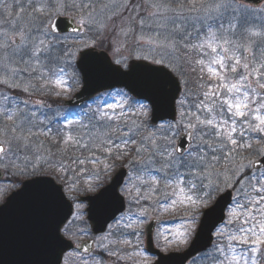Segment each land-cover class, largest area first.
<instances>
[{
    "label": "snow or ice",
    "instance_id": "obj_1",
    "mask_svg": "<svg viewBox=\"0 0 264 264\" xmlns=\"http://www.w3.org/2000/svg\"><path fill=\"white\" fill-rule=\"evenodd\" d=\"M253 2L258 3L259 0ZM95 3L96 0H27L26 3L25 0H12L9 4L7 0H0V17L7 14V18L0 19V71L5 73L0 78V84L10 86L19 93L33 90L42 92L48 83L67 91L63 80L64 69H56L54 66L61 62L69 66L72 64L74 53L66 43L67 36L60 35V31H66L69 25L53 17L62 16L71 9L79 13L76 20L78 27H72L71 31L92 33V47L98 41L107 42L109 35L115 33L124 38L123 42H118L119 46L115 51L119 52L127 44L138 49L137 59L151 60V65H144V69L147 73L158 74L154 86L161 92L167 86L168 90L175 88L181 93L177 100L179 112L172 119L157 125L156 120L162 118L155 115V105L152 116L149 117L148 106L140 103L139 94L130 95L131 89H118L110 97L112 102L102 100V107L98 106L95 111L89 108L81 114L87 118V124L80 119L64 117L65 123L60 126L58 120L42 110L45 106L41 102H37L38 107H30L27 101H20L15 95L0 93V115L12 122L10 127H0V167L7 170L8 165L3 163L7 159L13 167H17L18 174L26 175L29 168L35 171L43 163L49 162L53 153L50 148L45 149V141L40 140V136L51 137L56 143H63L61 151L65 153L69 148L86 149L89 145L82 144L81 140H95L99 136L101 142L108 145L105 151L111 153L115 149L123 154V149L136 143L134 135L144 130L147 134L140 137L139 147L136 148L138 155L141 152L144 155L133 162L136 165L134 178L145 188H148L150 181V193L161 190V181L166 188L173 189L171 193L165 191L160 198L163 201L160 206L165 210L177 203L174 198L177 196L183 197L182 202L198 208L207 203L213 191L219 190L221 182L225 188H233L245 182L248 187L253 188L260 198L234 202L229 209L228 219L221 222L216 236L223 240L225 229L231 227L232 231L227 233L228 251L235 252L233 242H238L244 246L240 249V259L250 256L251 264H258L259 260H264V226L260 227L257 234L254 226H245L247 217L239 224L236 221L241 212L248 209L249 204L264 202V196H260L264 193V183H261L264 180V170H255L257 164L264 163V148L260 150L258 160L238 162L240 150L251 147L233 135L238 131L237 118L246 119L248 116L249 93L245 91L241 99V88L237 84L229 85L226 82L228 68L223 55L218 59L210 58L207 73L203 59L209 55L207 49H211L213 54L217 53V44L224 52L229 51L223 47L229 41L221 40L226 29L223 24L216 25V16L222 9L227 11L233 5L225 0H201L197 6L193 0L191 6L185 8L183 3L173 7L172 0H120L112 5V9L116 10L109 9L107 5L99 10L111 11L101 21L98 19L99 12ZM17 8L20 9L19 12L16 11ZM147 9L151 11L143 15ZM246 19L245 17L244 20ZM229 27L236 28L232 19ZM218 33L221 35L218 36ZM251 35L261 36V33L252 31ZM261 43L264 44V40ZM145 48L146 52L143 51ZM192 53L199 54L201 58L194 61ZM88 55L89 53H81V59ZM228 59L230 62L232 58ZM121 62L117 60L116 64ZM13 64H22L24 67L13 68ZM237 65H240L239 57L232 63L231 74H239ZM242 67L248 69L249 65L245 63ZM189 73H198L195 92L188 87ZM205 74L216 77L218 82L205 81ZM239 78L247 79L243 75ZM33 80H42L43 83L36 85ZM181 83L184 85L183 89L179 87ZM259 88L264 90V83L259 84ZM226 93L235 94L234 99L228 98ZM61 94L56 93L57 96ZM143 99L149 97L145 96ZM136 105L139 107H135ZM56 115L60 114L57 112ZM131 117H137L139 123ZM254 120L258 122L254 126L247 123L246 129H239L241 140L246 130L264 133V115L258 114L257 110ZM113 122L116 127L112 126ZM79 128L87 131L74 134ZM149 128L152 131H148ZM117 130L123 131V135H111ZM57 137H62V141L56 140ZM72 163L83 165L85 160L72 158ZM221 164L224 166L217 168ZM60 167L65 172L68 169V165L63 162H60ZM81 171L86 170L82 168ZM132 178L129 175L128 179ZM36 183L47 186L46 195L51 200L55 201L59 197V189L49 181ZM136 191L139 194L141 189L137 188ZM140 198L149 199L150 196ZM237 209L241 212H237ZM248 211L250 215L251 210ZM127 227L131 228V225ZM179 235L183 237L186 232H179ZM123 243L129 242L125 240ZM223 253V247L214 245L213 254L209 257L212 264H224ZM109 254L116 256L117 260L130 258L119 256L116 252ZM231 259L237 261V256L233 255ZM96 264L100 262L97 261ZM244 264H248V261L245 260Z\"/></svg>",
    "mask_w": 264,
    "mask_h": 264
},
{
    "label": "water",
    "instance_id": "obj_2",
    "mask_svg": "<svg viewBox=\"0 0 264 264\" xmlns=\"http://www.w3.org/2000/svg\"><path fill=\"white\" fill-rule=\"evenodd\" d=\"M242 1L255 5L261 0L258 3L253 0ZM81 53L89 55L82 60ZM81 53L76 65L82 75L83 85L66 104L79 105L105 89L123 87L127 91L131 89V95L139 94L138 99L149 97L143 100L150 104L151 116L155 105V115L162 118L157 119L156 123L170 120L176 115L175 100L179 91L175 88L168 90L165 86L166 90L161 92L155 87L158 74L147 73L144 69V65L151 64L130 61L128 69L122 70L112 64L103 52ZM125 174V169H119L108 186L86 198L89 202L88 218L95 232L104 230L106 224L123 210L124 200L118 189ZM36 181H49L55 185L59 189V197L55 201L51 200L46 195L47 186ZM229 202L230 192H226L203 212L194 237L183 252L162 254L154 249L150 237L154 221H151L146 227L147 251L158 255L154 264H185L194 255L205 251L211 245L213 230L224 219V211ZM71 211V204L65 198L61 185L53 178L42 176L24 182L0 206V264H60L62 255L71 248L70 243L60 234Z\"/></svg>",
    "mask_w": 264,
    "mask_h": 264
},
{
    "label": "rangeland",
    "instance_id": "obj_3",
    "mask_svg": "<svg viewBox=\"0 0 264 264\" xmlns=\"http://www.w3.org/2000/svg\"><path fill=\"white\" fill-rule=\"evenodd\" d=\"M26 2H27V0H25V3ZM119 2H120V0H96L95 8L98 10V12L105 5H107L109 7V9H112V5L114 3H119ZM200 2H201V0H199V3ZM225 2L231 3L233 5V7L228 9L227 11L222 9L218 15L226 16L227 18H225V19H232V22L235 23V25H236V28L233 30L235 31V35L237 37H241V35L244 34V30L247 27H249V28L252 27L253 29H257V30L261 28V25H259V23L261 21V17L264 16V11H262V9H264V4L260 8H253V7L248 6V5H247L248 6L247 8H243V7H237V6L245 5V4L236 2L235 0H225ZM7 3L11 4L12 0H7ZM172 6L175 7L173 3H172ZM18 9L19 8L16 9L17 12H19ZM112 10H116V9H112ZM148 11H151V9H147L143 13L147 14ZM110 14H111V11L99 12L98 19L103 21L104 17H107ZM75 15H76L75 20H77L79 17V13L75 12ZM245 17L247 18L246 20L250 21L249 24L244 23ZM2 18H7V14L5 13V15L3 17H0V19H2ZM223 20L224 19L217 20L216 25L219 26L220 24H222ZM242 21H244V22H242ZM125 26H127V25H125ZM109 27H111V24H109ZM228 27H229V23H228ZM228 27L226 28V30H228ZM229 29H230V27H229ZM61 36H66V35H61ZM93 38L94 37H93L92 33L85 34L83 31H81L78 35H76L75 38H74V36H71V35L67 36V42L66 43L68 46H70L72 52L74 53V58L72 60V64H71V66H69V65L61 62V63L54 66L56 69H60V68L64 69L65 75L63 76V80H64V84H65L67 91H65V88L57 87L53 83H48L46 85L44 91L41 92V91H34L33 90V91H30L29 93H31V92L33 94L51 93L53 97L61 98L62 101L69 99L75 91L77 92L79 90V88L81 87V83H82L80 74L78 75V72H76L74 70V61L76 60L77 54L81 49L89 47L92 45ZM110 42H112V43H110ZM118 42H123L122 36H117L115 33H113L109 36L107 42L99 43V41H98L96 43V45H98L100 47H104V48H107V45H106L107 43H109L110 46L112 45L111 50H110V52H111L110 55L112 56V58L115 62L117 60H121L122 62L120 64L125 67L126 63H127V60H125L126 54H122V51L125 49V46L123 48H121L119 52L115 51V49L119 46ZM253 47H254V42L247 45L248 49H252ZM244 48H245V46L242 47L241 50H243ZM145 50H147V49L145 48ZM207 51H208V49H207ZM262 51H263L262 55L264 56V44H262ZM133 57L137 58V55H134ZM11 67L23 68L24 65L13 64V65H11ZM4 76H5V73L3 71H0V78H3ZM252 77H254V78H252L253 80H251L250 78L247 79L248 81H247L246 85L237 84L234 81H230L227 83L229 85L237 84L241 88V92H244L243 89H246V88L250 89V91L253 93V101L260 103V105L264 106V99H263V96L259 92V83L257 81L259 76L258 75H252ZM187 78L190 79L193 86H196V79L195 78L189 77V76ZM33 83H35L36 85H39V84L43 83V81L42 80H33ZM190 91H191V89H190ZM221 91H224V90L221 89ZM14 92H16V91L11 89L10 86L0 84V93L15 95L20 101H27V103L30 107H34L33 103L36 101V99L34 97H26V95L29 93H26L25 95H19L21 93L17 92L14 94ZM57 92H60L62 94L57 96L56 95ZM228 95H231V94H228ZM45 96L47 97V95H45ZM179 98H180V96H179ZM104 100H107V99H104ZM101 101H100V103L102 104ZM41 103L46 107L47 106L46 98H42ZM21 107H24V105L21 104ZM260 109H261V107L260 108L259 107H251L250 103H249L247 112L248 113H252V112L254 113L251 116L249 115L251 117V120H254V116L257 114V110H258V114L264 115V111H261ZM148 110L149 109H147V111ZM177 110L179 112V110H180L179 107ZM133 120H137V117H133ZM11 123L12 122L9 121L6 116L0 115V127H10ZM121 123H123V121H121ZM137 123H139V119L137 120ZM161 123H163V122H161ZM129 127H130V124H129ZM148 131H152V129L149 128ZM139 133H143V131L141 130ZM146 134L147 133H145L144 135H146ZM120 135H123V133H121ZM39 139L42 140L41 138H39ZM48 148L49 147L46 145L45 149L47 150ZM143 155H144V153H142V152L139 155L136 152V154H135L136 161L141 159V157ZM110 157H112L113 161H110L107 158H104L102 160H96L95 159L92 163V171L84 173L80 170L78 174L92 173L87 178L81 176V178H80L81 182L83 180V182L87 185L88 191H93L98 187V184L101 182L100 176H98L94 173H100V172H104V171L106 172V170L109 168H111V169H114L115 167L119 168V164H123V166L129 170V173H128L127 178H126L127 184L124 185L125 187L121 188V191L125 197H128V201H129V203H131L132 200L136 199V197L131 194V191H130L131 187L130 186L131 185L134 186L135 182H137V181H135V178H134L135 177L134 174H136L134 171V168L136 167V165H134V163H133L134 162L133 156L128 151V149L125 148V149H123V154H121L120 152H117L114 149L110 153ZM117 157H119V158H117ZM253 160H251V161H253ZM3 163L8 165L6 171H8L9 177H10V172L18 173L17 167H13L12 164L9 163V161L7 159H5L3 161ZM57 165H58V161L53 162L52 157H51L49 162L43 163V166L38 167L35 171H33L31 168H29L28 174L43 173V171L47 170L49 166H57ZM105 165H110V167H105ZM19 166L22 167V164H19ZM129 175H131L133 177L130 180L128 179ZM10 179H12V178H10ZM85 179H87L86 182H85ZM77 183H79V182L76 181V184ZM261 183H264V180H262ZM159 188L161 189L160 191L154 192V193H149L151 196H153L152 197L153 198L152 199V201H153L152 207H150V208L142 207L140 209L133 210V207H130V205L128 204V206L131 209L130 208L126 209V211L124 213V216L126 215V217L123 216L122 221L126 222V225H131V228L127 227V229L140 230V228L143 227L145 222L154 218L156 220V223H157L155 231H154V236H153L155 246L157 248H159L162 252H169V251H176V250L180 251V250L184 249L187 246V244L189 243V241L192 238L193 233L197 227V224L201 218L203 210L209 206L210 202L208 200L207 203H203L197 208L196 206H194L190 203L182 202L183 197L177 196V197H174L177 200V203L175 205L170 206L167 210H165L161 206L158 207L160 204L163 203V201L160 198L165 191L171 193L173 191V189L171 187L166 188L163 181H161V183L159 184ZM248 188H251V187H248L246 182H245V184H237L235 188L234 187L233 188H225L223 183L221 182L219 190L213 191L211 199L212 198L214 199L216 197L217 191L222 192L224 190L230 189L234 193V200L230 206V208H231L233 206L234 202H236V201L242 202L240 199V195H243L245 192H247ZM131 189H133V187ZM64 190L69 197L72 196L74 199L76 198V196L78 197V195H75V187H72L71 189H67L66 187H64ZM238 190L240 191L239 195H238ZM169 203H170V201H169ZM229 209L227 212V219H228ZM248 209L251 210L250 215H249ZM248 209H245L243 212H241L240 209H237V212H241V214L237 218L236 223L239 224L242 220L245 219V217H247L248 222L245 226L246 227L254 226L257 234H259L260 227L264 226V203H262L261 206H256L254 204H251V205H249ZM133 215L136 216V218L134 220H133V218H131ZM143 219H145V220L143 221ZM230 231H232L231 227L225 229V237L223 240L227 241V233ZM179 232H186V235L181 237L179 235ZM216 232H217V230H216ZM216 232H215V241L217 239L220 240V238H218L216 236ZM159 239L162 241L163 247H159L157 245V240H159ZM181 240H183V242H181ZM233 244H239V243L233 242ZM136 246L137 247L133 246V250L130 251V255L127 254V256L130 257V261H129L130 264L134 263V262H132L133 260H138L139 264H146L147 262L151 261V256L147 255V253H145L143 251V245H141V243H139ZM210 254H211V250L208 251L207 253L199 256L196 261L192 262V264L204 263L205 261H207ZM122 260H125V259H122Z\"/></svg>",
    "mask_w": 264,
    "mask_h": 264
},
{
    "label": "flooded vegetation",
    "instance_id": "obj_4",
    "mask_svg": "<svg viewBox=\"0 0 264 264\" xmlns=\"http://www.w3.org/2000/svg\"><path fill=\"white\" fill-rule=\"evenodd\" d=\"M112 170L113 169L109 168L106 171H109L110 173L100 174L101 182L98 184V187L95 190H84L80 195H78V197L76 196L75 199L70 196V199H72L73 202L74 210L72 216L70 217V220L63 227L62 232L66 238L70 239L73 242L74 245L91 241L95 246V250L90 253H81L76 249H72L64 255L61 264H96L97 261H99L100 264H130V259L117 260L116 256L110 255L109 253L111 252H108V245L115 244L111 243L112 241H115L116 244H118V242H121L123 239V225L125 224L123 223L122 219L119 216L116 217V219L112 220L108 224L103 232L95 234L87 218L88 203L87 201H82L79 199V197L82 195H95L96 192L106 186V184L114 175V172H112ZM262 170H264V168L258 169L257 172ZM126 184L127 182L125 179L122 187H125L124 185ZM135 185L140 186L143 193H149L148 189L151 187L149 183L148 188L143 187L139 182H136ZM14 186L15 184H12L11 182L8 183L6 177L0 179V205L4 203L6 197L13 191L11 188H13ZM76 193L77 191L75 190V194ZM77 205H79V208L77 207ZM144 240L145 237L142 229V236H135V243H144ZM101 245H106L107 247H101ZM124 254L127 255V253H117V255L119 256H123ZM154 258L155 257H152L151 261L149 262L151 263L152 261H154ZM132 262L134 263L131 264H139L138 260H133ZM149 262H147L146 264H150Z\"/></svg>",
    "mask_w": 264,
    "mask_h": 264
},
{
    "label": "trees",
    "instance_id": "obj_5",
    "mask_svg": "<svg viewBox=\"0 0 264 264\" xmlns=\"http://www.w3.org/2000/svg\"><path fill=\"white\" fill-rule=\"evenodd\" d=\"M184 1L186 2L187 0H184ZM181 2H183V0H181ZM198 55L199 54H197V53H194V55L192 54L191 55L192 59L194 61L197 60ZM197 75H198V73H190V76L193 78H196ZM206 77L207 76L204 75V80L208 81V79ZM183 87H184V85H183ZM188 87L191 89L192 92H195L197 90L196 86H193L191 82H189ZM98 106H99V104L95 103L93 105H91V104L88 106L85 105L82 108H79L78 109L79 112L74 116V119H80L83 121L84 124H87L88 123L87 118L83 117L81 114L83 112H87L89 110V108H91L93 111H95ZM83 108L84 109L88 108V109L83 110ZM60 126H63V125L60 123ZM112 126L116 127L115 122H113ZM86 131H87V129L79 128L77 130V132L74 134L79 135L80 133H84ZM95 131L96 130L94 129L93 132L95 133ZM100 131H107V130L106 129H100ZM121 133H123V131L117 130V132L111 133V135L115 136V135H120ZM40 138H42L45 141V146L47 145L50 148L51 152L53 153L52 161L53 162L58 161L57 166H49L47 170L43 171V173L53 175L56 179L60 180L64 185H65L66 180L71 179L68 175H70V174L76 175L79 173V171L82 168L86 170V171H84V173L92 171L93 161L97 158H101L107 152V151H105V149L108 147V145L103 144L101 142V138L99 136H97L95 140H90V139L81 140L82 144H88L89 145L88 148H86V149L69 148L67 153H65V152L61 151L64 147L63 143H56L55 140L51 137L40 136ZM55 139L62 141L63 138L57 137ZM96 146H99V147H96ZM131 150H133V148ZM72 158L83 159V160H85V163L83 165L73 164ZM60 162H63L66 165H68V169L66 172L64 171V169H62L60 167ZM238 260L242 261L243 259H240V257L238 256Z\"/></svg>",
    "mask_w": 264,
    "mask_h": 264
}]
</instances>
